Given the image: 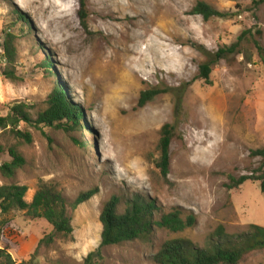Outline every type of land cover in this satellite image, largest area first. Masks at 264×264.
Segmentation results:
<instances>
[{
  "label": "rangeland",
  "instance_id": "374dc122",
  "mask_svg": "<svg viewBox=\"0 0 264 264\" xmlns=\"http://www.w3.org/2000/svg\"><path fill=\"white\" fill-rule=\"evenodd\" d=\"M198 2L227 16L205 21L191 14ZM243 33L240 53L211 65L209 83L201 79L208 58L196 46L215 55ZM7 34L16 49L11 66L2 58ZM263 59L264 0H0V116L16 104L33 108L32 122L19 126L30 143L11 126L0 130L2 160L16 147L26 161L15 178L0 176V185L27 187L28 203L40 181L56 185L69 202L97 190L73 213L71 237L52 236L45 220L14 211L0 249L16 264H84L99 249L100 214L114 196L151 198L161 213L180 209L197 224L104 247L98 264H154L168 241L205 247L219 227L230 235L264 228L260 184L231 189L262 164L253 153L264 148ZM56 89L83 113L81 128L37 124ZM154 91L139 104L143 92ZM166 124L174 130L164 179L157 162ZM239 264H264V249Z\"/></svg>",
  "mask_w": 264,
  "mask_h": 264
},
{
  "label": "trees",
  "instance_id": "16d2710c",
  "mask_svg": "<svg viewBox=\"0 0 264 264\" xmlns=\"http://www.w3.org/2000/svg\"><path fill=\"white\" fill-rule=\"evenodd\" d=\"M254 4L259 3L254 1ZM81 17L85 25V4L82 1ZM191 14L200 15L205 21L212 18H225L223 14L205 2H198ZM22 22L24 17L21 16ZM243 33L237 42L229 47L221 48L215 55L197 47L204 54L207 62L199 68V77L205 82H210L212 73L211 65L220 60H227L234 53H240L241 43L246 39ZM257 44V43H256ZM4 54L2 58L7 66L15 64L16 49L14 37L7 34L4 42ZM259 48V46H257ZM260 49V48H259ZM209 60V61H208ZM264 67V59L261 61ZM45 66V65H44ZM10 70V69H9ZM12 76L11 71L7 76ZM157 92H143L139 101L140 105L151 100ZM47 108L37 114V124L49 127L76 130L81 128L83 113L71 101L56 89L47 99ZM33 108L25 104H16L10 109V114L0 116V130L11 126V132L27 143L31 142L30 134L19 129L20 124L32 122ZM174 126L166 124L161 131L159 142L160 158L157 168L164 179L169 174V148L172 140ZM3 148L0 146V176L4 179H13L25 164V158L16 147L9 148L10 160L3 161ZM262 159V164L257 175L244 176L234 183L231 189L244 184L247 181H256L260 184V191L264 195V148L253 153ZM28 188L14 184L0 185V235L10 224V214L14 211L25 212L33 219L45 220L53 229L52 236L69 238L74 232L73 213L78 207L96 196L97 190L82 194L75 201L69 202L56 185L40 181L32 201L28 203L25 199ZM125 205L123 211L121 205ZM158 203L141 195H135L127 201H122L114 196L105 203L100 214L102 225L101 242L99 249L87 256L84 264H98L100 251L104 247L116 246L124 243L134 242L138 239H147L153 235L156 229L166 230L172 233H182L192 229L197 224V218L193 213H185L180 209H173L169 213H161ZM160 215L158 218L157 216ZM52 239L50 238V243ZM264 249V228L251 225L245 233L230 235L223 227L209 238L205 247H199L187 239H178L166 242L161 250L154 255V264H239L243 258L254 251ZM0 264H16L11 254L6 249H0Z\"/></svg>",
  "mask_w": 264,
  "mask_h": 264
}]
</instances>
